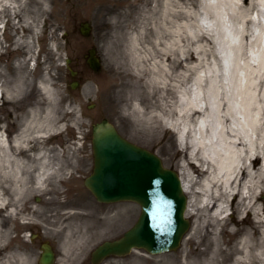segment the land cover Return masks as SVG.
Returning <instances> with one entry per match:
<instances>
[{
	"label": "bare ground",
	"instance_id": "obj_1",
	"mask_svg": "<svg viewBox=\"0 0 264 264\" xmlns=\"http://www.w3.org/2000/svg\"><path fill=\"white\" fill-rule=\"evenodd\" d=\"M15 1L0 0V24L4 12L16 14L20 10ZM177 5L185 7L178 0H167L161 26H155V31L149 27L150 22L139 27L130 37L127 51L123 50L124 37L115 35L114 67L111 69L123 73L124 67L130 64L134 72L130 75L136 82L113 88L110 98L116 102L131 101L134 114L150 124L159 122L175 131L186 132L179 139L183 147L190 149L187 160L180 166L184 191L190 198L186 215L196 218L193 229L213 230L210 239L202 240V243L206 241L205 248L181 264H264V224L261 219L264 197V22L260 20V16H264V0H240L234 18L242 25L243 40L237 43L232 31L222 30L224 38L230 42L223 50V58L217 56L223 66L220 67L224 71L222 77H213L198 89L190 86L186 77L181 79L180 75L172 77L170 74L179 52L180 13ZM255 12L258 19L253 17ZM255 26L261 29V34L253 38ZM115 28L119 34L124 30V24L116 21ZM162 29L169 33V41L163 40ZM151 35L154 38L148 41ZM27 37L23 39L29 43ZM196 44L205 43L198 39ZM255 47H258L257 52ZM158 57L162 62H156ZM194 59L195 52L189 51L185 61ZM145 78L147 80L141 84ZM183 82H186L187 97L180 100ZM24 88L22 77L5 81L0 74V94L7 99L17 100ZM140 88L146 91L142 99ZM132 89L137 91L134 93ZM41 90L44 101H39L21 118L20 133L13 140L15 151L33 161L19 156L6 159L5 181L0 184V210L10 202L14 207L22 201L30 203L36 192L47 191L52 180L58 194V185L64 182L69 169L63 155L64 149L68 150L65 148V119L56 112V104L52 106L55 98L48 81L42 83ZM171 92L178 98L177 103L167 99ZM0 145L10 154V144L4 135L0 136ZM33 162H37L36 165ZM9 189L11 198L7 195ZM44 203L52 204L47 200ZM230 207L236 210V223L246 221L247 215L250 219L246 223H254L253 227L243 228L237 247H226L218 233V229H227L229 234H236L229 217L225 216ZM15 212L11 211L12 214ZM249 229L256 230L257 239ZM10 237V230L0 229V264H33L31 254L22 248L9 250L11 246L6 242Z\"/></svg>",
	"mask_w": 264,
	"mask_h": 264
},
{
	"label": "rangeland",
	"instance_id": "obj_2",
	"mask_svg": "<svg viewBox=\"0 0 264 264\" xmlns=\"http://www.w3.org/2000/svg\"><path fill=\"white\" fill-rule=\"evenodd\" d=\"M178 1L185 7L176 6L180 13L177 32L179 52L170 74L172 77L180 75L181 79L186 77V82L194 89H198L209 83L213 77L218 76L219 79L220 75L222 77L224 71H221L220 67L223 66L217 56L222 59L224 48L230 45L229 39L224 38L225 33L222 30L232 31L234 41L237 43L243 40L242 32L240 33L242 25L234 18L240 0ZM15 2L19 4L20 10L16 14L12 13V21L5 24L10 19L11 13L8 12H4L1 19L5 27L0 30V67H34L35 65V67H50L49 84L55 98L51 103L52 106L56 104V112L65 119L67 142L65 148L67 147L68 150L64 149L63 155L69 153V169L65 174L66 184L58 185L61 191H58L59 198L54 195L52 199H47L52 204L46 207L43 205L45 202L43 195L39 196L41 201L37 211L41 216L39 217L41 224H39L40 229L37 230L41 237L35 247L26 245L29 237L26 235V238L21 236L12 238L13 242L7 240L6 244L12 245L9 250L22 248L24 252L30 253L33 264H39L43 241H49L54 246L58 256L55 264H92L91 255L96 247L104 241L122 237L134 226L141 214V208L136 203H99L85 187V179L91 175L94 168L93 124L109 119L125 138L155 152L167 168L178 172L190 153V149L185 147H182L181 151L177 140V136L182 138L185 131L179 130L176 134L169 126H164L165 124L159 122L150 124L134 114L131 110V101L124 99L116 102L110 98L113 88L136 82V79L130 75L134 73L130 69V64L124 67L123 73L111 69L114 67L112 63L114 40L120 35L124 37L123 50L127 51L128 41L136 34L139 27L150 22L149 27L155 31V26H161L164 20V4L167 0H16ZM118 15L121 17L119 18ZM253 17L258 19L257 12ZM25 19H28L27 22H24ZM260 20L264 22V16H260ZM116 21L124 24V30L119 34L115 28ZM86 24L91 28L89 36L83 34L88 31L84 26ZM162 31L163 40L169 41L171 39L169 33L164 32L163 29ZM253 31V38L261 34L259 27H253ZM23 37H27L29 43L27 40L24 41ZM153 38L151 35L148 41ZM198 39H203L205 44H196ZM12 41L15 46L11 44ZM26 43L31 47L29 53ZM148 45L149 43L146 44ZM92 48H96L101 63L102 69L99 73L89 68L91 66L85 57ZM254 50L257 52L258 47ZM189 51L195 52V59L185 61ZM154 56L153 54L152 58ZM163 58L167 59L164 55ZM68 60H71L70 64H67ZM156 62L160 63L162 59L158 57ZM167 63L170 64V60ZM67 67H73L79 73L77 78L82 84L78 90L70 88L72 79ZM212 67L217 71L216 74ZM146 80V78L142 80L141 84ZM186 82H183L184 87L180 89V100L187 97ZM16 90L19 92L18 89ZM132 90L134 93L137 91ZM138 91L142 93L140 97L142 99L146 95L145 88H140ZM167 99L172 103L178 101L172 92L167 95ZM76 157L81 159L78 168L75 163ZM69 171L74 175H69L68 178ZM55 189H53L54 193ZM261 204L263 205L261 219L264 224V197ZM232 211L233 215L229 217V222L230 226L235 228L236 234H229L227 229H218L226 247H237L245 230L243 228L253 227L254 224L246 223L250 219L249 215L246 221L236 223V210L233 207ZM201 215L202 212L199 213V216ZM188 218L193 226L196 218L191 216ZM8 230L11 236H14L15 232L18 233V229ZM212 230L191 227L181 248L175 252L150 255L144 251H134L126 257H111L102 264H181L187 257L191 260L198 250L205 248L206 241L202 243V240L210 239ZM249 230L255 234V229ZM253 237L258 238L256 234Z\"/></svg>",
	"mask_w": 264,
	"mask_h": 264
},
{
	"label": "water",
	"instance_id": "obj_3",
	"mask_svg": "<svg viewBox=\"0 0 264 264\" xmlns=\"http://www.w3.org/2000/svg\"><path fill=\"white\" fill-rule=\"evenodd\" d=\"M89 36L91 28L84 25ZM88 63L96 72L101 63L95 49L89 51ZM71 61H69L70 63ZM72 75L77 73L72 71ZM79 83L72 87L76 89ZM95 167L86 186L99 202L130 201L142 212L138 222L122 239L105 242L93 254L94 264L111 256H127L133 249L150 254L176 251L191 223L185 218L187 196L178 173L164 167L160 157L123 138L107 119L93 126ZM40 264H54L52 247L42 245Z\"/></svg>",
	"mask_w": 264,
	"mask_h": 264
},
{
	"label": "flooded vegetation",
	"instance_id": "obj_4",
	"mask_svg": "<svg viewBox=\"0 0 264 264\" xmlns=\"http://www.w3.org/2000/svg\"><path fill=\"white\" fill-rule=\"evenodd\" d=\"M29 34L30 32L28 31V35ZM29 68L31 67H0V71L2 72L0 73L1 76L6 74L9 77V80L18 77L26 79V91L17 102L7 101L4 95H0V136L6 134L10 142H13L14 138L19 134L21 118L39 101H44L39 90V84L46 79L44 68L48 69L50 67H34V72L28 74ZM16 156H19L26 161H33L31 159L29 160L26 156H21L20 152H16L13 144L10 145V154L6 152L4 146L0 145V184H3L5 181L3 168L7 165L6 159L9 157L14 158ZM64 160L67 165L69 161L68 154L64 157ZM33 163L36 165L37 162ZM53 189H55V187L49 183L45 193L37 194L36 192L32 196L30 203L22 201L18 207H14L13 202H10L6 207L0 210V229H14L13 231L18 229V233L15 232L17 238L20 236L24 237L25 235L29 236L27 237L28 241H26V245L31 246L32 248L35 247L37 240L41 237V234L37 230L40 229L39 224H41V220L39 219L41 216L37 213V207L41 201L38 196L43 195L44 201L49 198L52 199L54 195L59 198V194L56 192L54 193ZM7 195L11 198V189H9ZM43 205L46 207L50 206L45 203H43ZM13 210L16 211L15 214L11 213Z\"/></svg>",
	"mask_w": 264,
	"mask_h": 264
}]
</instances>
